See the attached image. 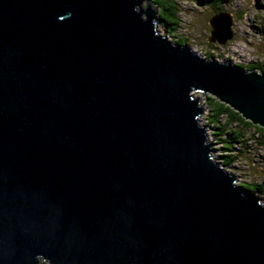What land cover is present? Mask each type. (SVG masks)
Instances as JSON below:
<instances>
[{"label": "water", "instance_id": "1", "mask_svg": "<svg viewBox=\"0 0 264 264\" xmlns=\"http://www.w3.org/2000/svg\"><path fill=\"white\" fill-rule=\"evenodd\" d=\"M157 12L0 0V264H264V204L194 95L264 127V73L173 44ZM209 23L233 37L231 13Z\"/></svg>", "mask_w": 264, "mask_h": 264}, {"label": "rangeland", "instance_id": "2", "mask_svg": "<svg viewBox=\"0 0 264 264\" xmlns=\"http://www.w3.org/2000/svg\"><path fill=\"white\" fill-rule=\"evenodd\" d=\"M179 8L178 16L180 26L175 35L170 36L171 42L179 37L186 38L187 47L198 56L205 58L207 52L212 53L215 60L233 66L249 68V65L259 63L264 66V0H224L218 12H228L233 15V37L222 44L209 41L212 26L210 18L218 12L208 3L197 0H174ZM154 7L157 5L153 2ZM220 8V9H219ZM157 16L160 8L157 6ZM159 33L164 29L157 24ZM203 105L204 112L199 116L201 124L207 127L208 140L213 143V155L218 156L223 151L220 149L219 140L214 135V126L207 121L209 107L206 103L207 94L195 92ZM260 135L249 129L246 134L248 152L239 154L233 165L223 166L227 172L236 178V184L257 181L264 182V144L260 143ZM264 140V139H263ZM218 162V158H215ZM220 163V162H219ZM262 203L264 202L261 199Z\"/></svg>", "mask_w": 264, "mask_h": 264}, {"label": "trees", "instance_id": "3", "mask_svg": "<svg viewBox=\"0 0 264 264\" xmlns=\"http://www.w3.org/2000/svg\"><path fill=\"white\" fill-rule=\"evenodd\" d=\"M159 8V19L162 21L164 28L168 29V36L175 35V32L180 26V18L178 16L179 8L174 0H152ZM200 3H208L213 6L214 10L223 4L224 0H197ZM221 8V7H220ZM219 8V9H220ZM218 12V9L215 10ZM177 45H187L186 38L179 37L174 41ZM205 58H214L212 53L207 52ZM236 67V66H235ZM242 69L256 70L260 69L264 73V66L255 63L249 65V68L238 66ZM206 103L209 107V114L207 121L214 126V135L220 143V149L223 151L215 158H218L219 162L223 166L233 165L238 156L242 152H248V142L246 134L249 129H254L260 137V143L264 144V127L256 125L250 120L246 119L237 110L230 105L219 100L218 97L207 94ZM213 149H215L213 147ZM239 187L249 193H257L264 201V182L259 183L257 181L239 183ZM264 204V202H263Z\"/></svg>", "mask_w": 264, "mask_h": 264}, {"label": "built area", "instance_id": "4", "mask_svg": "<svg viewBox=\"0 0 264 264\" xmlns=\"http://www.w3.org/2000/svg\"><path fill=\"white\" fill-rule=\"evenodd\" d=\"M256 71H260V69H256Z\"/></svg>", "mask_w": 264, "mask_h": 264}, {"label": "bare ground", "instance_id": "5", "mask_svg": "<svg viewBox=\"0 0 264 264\" xmlns=\"http://www.w3.org/2000/svg\"><path fill=\"white\" fill-rule=\"evenodd\" d=\"M157 27V26H156ZM159 31V30H158Z\"/></svg>", "mask_w": 264, "mask_h": 264}]
</instances>
